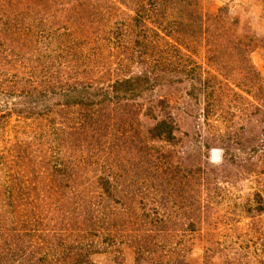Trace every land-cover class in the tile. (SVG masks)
<instances>
[{
    "label": "rangeland",
    "instance_id": "374dc122",
    "mask_svg": "<svg viewBox=\"0 0 264 264\" xmlns=\"http://www.w3.org/2000/svg\"><path fill=\"white\" fill-rule=\"evenodd\" d=\"M0 264H264V0H0Z\"/></svg>",
    "mask_w": 264,
    "mask_h": 264
}]
</instances>
